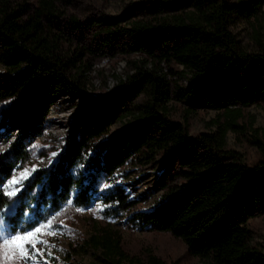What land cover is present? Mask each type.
<instances>
[{
    "label": "trees",
    "instance_id": "1",
    "mask_svg": "<svg viewBox=\"0 0 264 264\" xmlns=\"http://www.w3.org/2000/svg\"><path fill=\"white\" fill-rule=\"evenodd\" d=\"M71 1L0 0V100L7 101L0 128L21 129L0 154V184L28 159V138L40 133L54 94L79 99L84 122L81 132L73 124L55 160L31 171L16 197L0 193V214L12 205L6 216L10 232L32 230L66 206L86 208L98 202L106 215L133 209L136 201L121 185L112 184L115 172L142 156L149 161L161 155L164 196L154 208L133 212L134 222L179 238L188 254L204 264H264V250L253 244L251 228L264 210V157L243 164L226 148V133L242 129L243 109L264 104V32L255 26L252 37L258 49L246 54L236 49L225 23L232 13L256 22L260 2L195 0L194 10L171 18L132 20L124 26L102 20L97 33L103 35L102 49L174 62L187 82L175 85L173 92L157 67L135 64L134 73L108 92L91 93L85 57L94 51L74 41L81 27L67 15ZM138 95L147 101L130 108ZM173 96L216 111L217 130L189 134L185 125L167 116L166 104ZM126 116L132 120L110 135L111 126ZM116 245L104 233L107 251Z\"/></svg>",
    "mask_w": 264,
    "mask_h": 264
},
{
    "label": "rangeland",
    "instance_id": "2",
    "mask_svg": "<svg viewBox=\"0 0 264 264\" xmlns=\"http://www.w3.org/2000/svg\"><path fill=\"white\" fill-rule=\"evenodd\" d=\"M32 4L34 0H11ZM232 4L238 0H218ZM260 2L258 19H247L232 13L225 28L235 41L237 50L251 54L257 51L253 40V29L264 32V0ZM195 0H72L68 6V14L80 22V31L74 41L91 48L94 54H88L90 69L86 72V87L91 93H105L111 90L120 80H126L134 73L135 64L146 63L148 68L157 67L170 80L172 91L177 86H185L187 77L182 67L174 62H154L139 53H122L117 49L114 53L101 48L103 35H97L102 20L114 19L124 26L132 20L149 18H171L176 14L194 10ZM104 24V23H103ZM97 25V26H95ZM264 37V35L262 36ZM0 72L2 66L0 65ZM147 98L138 95L129 107L144 104ZM7 101L0 100L1 111ZM83 103L79 99H71L61 93L52 96L50 114L43 120L40 133L28 138L29 157L18 164L10 177L32 170L37 167L49 166L57 157L68 131L76 123L79 131L84 126L80 110ZM167 116L185 125L189 134L214 132L217 130L215 120L218 113L211 109L198 107L175 96L166 104ZM89 115V111H87ZM132 120L126 116L116 121L110 128V135ZM242 129L239 132L226 133V148L233 155V160L243 164H251L264 157V104H252L243 109ZM21 133V129L0 128V154H4L9 143ZM256 140V141H255ZM259 141V142H258ZM56 153L55 156L52 154ZM51 160V163L49 161ZM164 171L161 155L146 160L145 157L134 159L119 168L112 184L121 185L128 197L134 199L133 209L118 215H106L98 202L86 208L64 207L50 221V228H43L39 239L47 243H39V252L30 260L16 256L15 259L0 257V264H152L151 257L159 259L163 264H204L188 254L185 244L167 232L157 231L152 225H140L132 219L133 212L148 211L154 208L163 198L164 190L159 184L160 175ZM174 183H179L178 179ZM170 184H173L171 181ZM80 209V211H77ZM12 205L5 207L0 214V243L12 235L23 232H10L6 216L11 212ZM49 222V221H48ZM48 222L39 225L45 226ZM252 242L264 250V210H261L251 221ZM108 233L116 241L113 252L103 246V235ZM34 251V250H31ZM118 260V261H117Z\"/></svg>",
    "mask_w": 264,
    "mask_h": 264
},
{
    "label": "snow or ice",
    "instance_id": "3",
    "mask_svg": "<svg viewBox=\"0 0 264 264\" xmlns=\"http://www.w3.org/2000/svg\"><path fill=\"white\" fill-rule=\"evenodd\" d=\"M52 155L55 156L56 153H53ZM49 163H51V160ZM34 170L35 168L31 171ZM31 171L25 169L24 172L14 176L11 180L7 181V183L0 184V193L7 196L9 199L16 197L22 190L23 182L31 175ZM105 187H107V185ZM77 211H80V209H77ZM51 225L52 222L49 221L47 225L37 227L33 231L5 238L2 243H0V257L11 260L15 259L16 256L19 255V257L24 260L32 259L33 256L39 252L36 245L41 242L47 243L46 241H41L39 239L42 229L45 227L50 228Z\"/></svg>",
    "mask_w": 264,
    "mask_h": 264
}]
</instances>
